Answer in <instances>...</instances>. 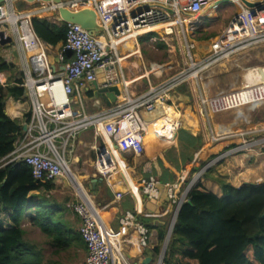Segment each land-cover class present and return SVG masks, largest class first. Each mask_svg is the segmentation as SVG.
Here are the masks:
<instances>
[{"label": "built area", "instance_id": "built-area-1", "mask_svg": "<svg viewBox=\"0 0 264 264\" xmlns=\"http://www.w3.org/2000/svg\"><path fill=\"white\" fill-rule=\"evenodd\" d=\"M218 1L221 0H2L0 48L9 43L16 51V67L21 83L15 85L23 88L30 116L24 123L22 138L16 140L14 149L0 159V167L21 161L30 167L33 180L40 183L56 182L73 175L64 153L69 149L70 141L91 128L95 135H101L106 141V144L95 147V172L111 187L109 177L115 167L111 149L119 156L143 155L146 128L159 108L161 117L171 128L162 138L171 139L181 127L175 115L170 117L167 110L171 108L172 114H180L182 104L175 99L179 98V87L237 53L264 46V0H245L252 7L245 6L241 0H227L236 9L220 32L202 41L185 38L183 26L189 24L191 27L204 14L210 15L219 7L220 4H216ZM60 8L92 10L97 24L103 28L99 37L103 43L80 25L64 22L58 13ZM33 18L65 24L64 41L57 49L56 62L51 63L48 57L52 46L36 36L31 24ZM157 26H162L166 37L170 38L172 34L182 37L189 62L142 93L132 95L130 81L126 80L121 66L125 55H120L117 50L120 40L127 34H133L136 40L142 34L154 32L150 28ZM6 40L9 42L2 43ZM198 44L206 45L200 66L193 59V51ZM67 52L69 58H66ZM98 75L101 77L99 87L116 86L119 94L106 110L87 114L82 95L89 85L98 80ZM0 85L5 86L3 81ZM262 101L263 80L211 96L198 92L195 98L198 115L203 120L238 106L253 107ZM142 113L147 117L144 118ZM208 132L209 143H215L218 135L222 134L221 131L214 134L212 129ZM102 149L104 152H101ZM145 166L150 168L147 164ZM207 167L208 164L201 167L185 186H182V177L174 182H160L151 174L141 178V189L148 199H157L162 188L168 203L173 206L161 251L166 239H169L181 203ZM121 195L119 191L114 193L115 199L121 198ZM66 208L78 218L77 230L86 251L84 264H128L121 246L128 241L126 234L130 229L137 233L138 247H148L149 231L136 220L132 211L121 215L116 230L103 225L94 204L80 195L67 202Z\"/></svg>", "mask_w": 264, "mask_h": 264}, {"label": "trees", "instance_id": "trees-1", "mask_svg": "<svg viewBox=\"0 0 264 264\" xmlns=\"http://www.w3.org/2000/svg\"><path fill=\"white\" fill-rule=\"evenodd\" d=\"M31 24L36 36L45 43L55 46L64 41V23L54 24L46 19L33 18ZM150 37H155V33L137 38L140 51L144 54L148 53L144 41ZM154 45L158 50L165 49L163 42L156 41ZM16 66L0 55V73ZM16 83H21L20 77L15 79L14 84L0 85V159L14 149L16 140L22 138L23 124L30 116L29 105L28 110L23 108L17 118H12L4 110L2 101L8 97L19 102L26 100L23 88ZM186 111L180 113L182 125L191 127L186 122ZM176 135L177 152L174 158L169 156V150L164 152V158L179 170L191 162L202 144L198 136L182 128L177 130ZM157 161L160 163L159 159ZM161 170L173 176L163 166ZM187 182L184 181L185 184ZM218 183L221 196L206 188L200 180L191 186L186 195V200L190 202L183 201L176 214L163 264H264V217H261L264 211V182L246 183L239 187L222 180ZM52 188L53 182L34 181L30 167L21 161L0 167V264H43L40 251L25 239L22 221L26 216L41 229L50 245L57 249L56 253L71 245V235H56L57 230L52 225L58 226V222L50 225L55 206L50 205L52 197L46 192ZM101 192L106 196L105 200L112 198L108 187L101 188ZM102 198L104 200V196ZM97 200L100 198L97 197ZM164 236V233L158 236L159 244L153 248L155 255L160 251L159 245Z\"/></svg>", "mask_w": 264, "mask_h": 264}, {"label": "crops", "instance_id": "crops-1", "mask_svg": "<svg viewBox=\"0 0 264 264\" xmlns=\"http://www.w3.org/2000/svg\"><path fill=\"white\" fill-rule=\"evenodd\" d=\"M135 43L136 40H134V44ZM60 44L61 43H58L55 46H52L48 51V57L51 63L56 62L57 49ZM120 45L121 42L117 49L119 54H121L120 48L122 47H120ZM201 47L205 46L201 45ZM126 49L128 51L134 52H131L130 55H128V53L121 54L125 55V59L121 62L122 69L123 62L129 59L131 56L132 58L136 57L133 62H138V50L135 47ZM147 49L148 53L145 55H148L151 53V51H155L154 43L148 44ZM0 51V55L3 56L5 60L17 65L15 60L16 56H13L14 50L11 46L0 48ZM65 55L66 58H69L70 56L68 52ZM147 58L150 61H159V59L152 58L151 60L150 57ZM143 59L141 61L142 64H144ZM152 72L153 71L145 70L144 72L124 74L126 80L130 81V93L132 95L140 94L150 85H154L160 80L164 79L161 77V73ZM18 73V67L10 71L1 72L0 81H3L5 85L11 84L18 77ZM165 78H167V76H165ZM97 79L98 80L96 83L98 84L101 81L100 75L97 76ZM242 79V85H249L247 83V77L245 73L242 74ZM91 86L92 84L87 87L82 95L84 111L87 114H92L106 110L110 105L106 106L103 99L98 100V105L96 98H93ZM183 86L179 87L178 89V95L181 97L183 96L180 89ZM180 102H182V100H180ZM3 103L6 114L10 115L12 118H17L22 114L23 107L22 103L19 101H15L12 97H8L4 99ZM197 104L194 100V111L196 114L194 112L192 113L189 109V111L196 118L195 124L193 120L192 122L188 120L187 124L190 123L191 127H184L182 125L183 119H180L179 122V126L181 128L183 127L182 129L190 132L193 136H198L199 141L202 144L197 152L194 153L193 159L189 164H185L184 166H181L179 170H176L169 162L165 160L164 152L169 150L172 146H175L177 151V135L175 133L171 139H163L162 137H166V134L169 132H167L168 130H165V128H163V131H160L161 129L157 126L154 129V134H156L154 135L155 137L151 142L143 144L144 149L149 146L152 151H156L155 153H157L158 149L163 147L161 144L165 141H167L166 143L171 141V144L161 150L162 155L156 154L153 157H148L149 161L146 164L149 165L150 168L147 173L144 172L142 174L137 172L134 167L129 168L130 170L127 169L125 161L120 156L118 157L113 155V150L111 149V157L115 166L114 169L117 170L116 173L111 174L109 177V183H111V187H108L105 181L102 180V182L96 183L94 189L89 190L90 196L88 199H90L96 206L98 216L100 217L103 225L106 227L117 230L119 227L118 220L121 215L125 211H132L135 213L136 220L148 229L149 242L148 247L144 249H139L136 242L137 233L135 231L130 229L126 234L128 241L126 243L124 242L121 248L123 251V257L128 264H139L140 261L145 257H149V261H147L145 264H157L162 253V242H160V251L157 255L154 254L153 248L159 244L158 236L161 233L166 235L173 211V206L168 203L162 188L159 189V197L157 199H148L143 194L140 184V180L143 178V175L151 174L155 178H160V182H174L182 177V186H184V181L188 180L189 182L193 175L200 171V166L202 164H208V167L201 173L199 180L206 188L211 190L217 196H221L222 194L218 180L230 183L234 187H239L240 185L246 183H253L254 185L264 182V140H260L261 138H253L264 132V127H262L264 125L258 123V125L261 126L259 128H256L257 124H255L250 128L245 127V129H242L238 122L232 121L230 119L233 114H237V117L238 115L243 116L242 111L244 112V109L249 111L252 109V106H238V108H233L232 110L212 115L208 121L209 128L206 129L204 124L202 125L203 120L199 117L200 115H197ZM262 105H264V101L253 106L259 108ZM183 109L184 108L182 106L180 113H183ZM142 115L144 118L147 117L144 113H142ZM244 116V118H247V113H244ZM209 129H212L214 134H216V132L219 133V131L222 133L218 135L219 137L215 143L204 141L205 136L209 135ZM70 143L71 145L68 149L67 160L69 161L73 170L72 173L76 176L79 182L80 179L82 181H90L95 172V165L93 163L96 155L95 147L100 146L103 143L106 144L105 139L101 135H95L93 133V129L90 128L80 132L72 141H70ZM243 144L245 145L242 148H239ZM228 145L232 146L226 149L225 147ZM132 157L134 158L135 156ZM158 159L160 160V163L157 161ZM154 163L155 166L153 165ZM177 164L180 165L179 160H177ZM162 166L167 171L173 173V176L163 172V170H161ZM135 183L137 185L136 190ZM105 186L109 188L112 194V198H109L108 200H105L106 196L103 192H101V188ZM116 191L122 193L121 198L115 199L114 193ZM46 195L52 197V201L49 203L50 205L55 206L54 214L51 216L50 225H52L53 222H58V226H55L54 224L52 225L57 230L56 235L60 233L59 235H71L72 237L71 245L66 247V249L63 251H68L71 254L73 264H84L86 251L82 239L80 236H78V218L72 211L66 208L67 202L73 201L75 198H77V196H79L78 190L73 189L69 184L62 181V179H59L58 181L53 182V188L47 191ZM102 196H104V200ZM97 197H99L100 200H97ZM146 214H150V216H145ZM27 225L36 228L38 230L37 235H39V233L41 235H45L41 229L33 223V220L31 221L26 216L22 221V228L24 229V227Z\"/></svg>", "mask_w": 264, "mask_h": 264}, {"label": "rangeland", "instance_id": "rangeland-1", "mask_svg": "<svg viewBox=\"0 0 264 264\" xmlns=\"http://www.w3.org/2000/svg\"><path fill=\"white\" fill-rule=\"evenodd\" d=\"M235 9L236 6L231 3H225V2L221 3L217 9H214L211 12L210 15L204 14L198 19L197 21L198 25L201 23L202 24L198 26V30L196 31V34L193 37H191L188 32L189 29L191 28L190 25L189 24L184 25L183 26L184 37L191 38V40H196V41L207 40L204 39V37L206 36L213 38L218 32H220L227 25L230 17L235 12ZM176 29H179V27H177ZM152 31H154L153 33H155V37H150L148 38V40L144 41L143 45L145 46V49H147L148 44L155 43L156 41L163 42L165 44V49L158 50L154 45L155 51L150 50L151 53L145 55L140 51V45L138 44V39H137L138 37H137L134 47L138 50V55H139V57L137 58L138 62H133L136 59V57H133L134 59L129 58L126 61H124L123 62L124 74L144 72L145 70H150L153 71L152 73H161V77L164 78L167 75H171L172 73H175L180 68H182L185 63L187 64L189 62L187 55L185 53L182 37L180 35L172 34L169 38L164 35L162 29L155 28ZM5 42H9V40L4 41L3 43ZM7 46L10 47L9 43L7 44ZM205 48L206 45L205 47H201L199 46V44L196 45L194 48L195 52L193 51V54L195 55V58L193 59L199 63V66L201 65L203 52ZM123 52L120 53L123 54ZM147 57H150L151 60L152 58L159 59V61H155V60L150 61ZM142 59L144 61V64L141 63ZM260 66H262L261 68H264V46L237 53L234 56H232L230 59L224 60L214 65L208 70H204L203 72H201L200 77L189 80V82L180 89L182 96L184 97V99L181 102L184 108L183 112L186 109L187 110L186 115H188L185 116L186 122L187 120H190L191 122L193 120L194 124L196 122V118L195 116H193L192 113L193 112L195 113L194 100L198 92H205L208 96H211L221 91L236 90L237 88L242 86L243 83L242 74L244 70L247 71L250 68H255V67L257 68ZM261 68L255 69L254 72L260 71ZM20 103H22V107L24 109L26 108L25 110H28V102L26 100ZM189 109L192 113L189 111ZM244 113H247V118H244L245 117ZM242 114L244 117L242 115L241 116L238 115L237 117L236 116L237 114H233L232 117L230 118L232 121L238 122L239 126L242 129L243 128L245 129V127L250 128L255 124H257L256 128L257 127L259 128L261 126H259L258 123L264 125V105L260 106L259 108L255 107L249 111L244 109V112L242 111ZM208 121L209 120H203L202 122V125L204 124L206 129L209 128ZM208 137L209 135L205 136L204 138L205 142H208ZM253 138L255 139L261 138L260 140H264V132L260 133L259 136ZM166 142L167 141L161 144L163 145V147L162 148L160 147L161 149L159 148L157 153H155L156 151H152L149 148V146H147L145 149V153L141 156H135L133 158L132 156L134 155L127 154V155H120V157L125 161L127 169L134 167V169L137 172H140L142 174L144 172L147 173L149 171V168L145 166V164L149 161L148 157H153L156 154L162 155L161 150L164 147L171 144V141L169 143ZM231 146L232 145H228L225 148L228 149ZM169 151H170L169 156L173 159L175 153L177 152L176 147L172 146L169 149ZM59 152L61 153V150H59ZM64 154H65V160L69 164V168L71 172H73L71 165L67 160L68 150H66ZM202 166H204V164H202L200 168ZM116 172L117 170L113 169L111 174ZM147 177L148 175H143V178H147ZM61 179L65 183L69 184L73 189H76L69 175ZM80 185L82 186L83 191L86 193L87 198H89L90 196L88 189L89 181L88 180L82 181L80 179ZM78 193L82 197L80 192ZM24 229H25V239L34 246V249L40 251V257L43 264H51V263L73 264V259L68 251H60L56 253L57 249H55L53 246L50 245L49 240L44 235H41L40 233L39 235H37L38 230L36 228L27 225L24 227ZM162 246H163V241H162Z\"/></svg>", "mask_w": 264, "mask_h": 264}, {"label": "water", "instance_id": "water-1", "mask_svg": "<svg viewBox=\"0 0 264 264\" xmlns=\"http://www.w3.org/2000/svg\"><path fill=\"white\" fill-rule=\"evenodd\" d=\"M1 1L2 0H0V2ZM25 1H32V0H25ZM54 1L57 2L58 0H54ZM241 1L247 7L253 6L251 3H248L245 0H241ZM224 2L227 3L228 1L227 0H221V1H218L216 4H221ZM58 13L64 22H70V23L78 24L83 29H85L91 36H93L95 38L100 37V32H102L103 28L97 24L96 19H95V13L92 10H90V9H79L76 11H71V10H68L66 8H60L58 10ZM114 20H115V18H114ZM1 35L2 34L0 33V36ZM2 42H4V41H2ZM13 56L14 57L16 56L15 50L13 51ZM91 88H92L93 98H96L98 105H99L98 100L103 99L105 105L109 106L111 103H113L115 101L116 96L119 94V91H118L116 86L99 87L96 82H93ZM175 99H176V101H180V100H183V97H181L179 95V98H175ZM2 102H4V100ZM150 118H152V117H150ZM150 118H148V119H150ZM24 129H25V125H23V130ZM101 152H104V150L102 149ZM153 165L155 166V163ZM97 182H102V178L100 176H97V174L94 173L92 178L89 181L88 189L89 190L94 189ZM250 185H253V183H250ZM83 196H84V198H86L88 200L85 192H83ZM186 201L188 203L190 202L189 200H186ZM92 204H93V202H92ZM261 217H264V211L261 214ZM167 241H168V238L166 239V243L163 247L162 254H161L157 264H163L162 260H163ZM147 261H149V257L143 258L139 264H145Z\"/></svg>", "mask_w": 264, "mask_h": 264}, {"label": "bare ground", "instance_id": "bare-ground-1", "mask_svg": "<svg viewBox=\"0 0 264 264\" xmlns=\"http://www.w3.org/2000/svg\"><path fill=\"white\" fill-rule=\"evenodd\" d=\"M155 28H162V26H157ZM155 28H150V29H155ZM98 41L100 43H103V39L102 38H98ZM121 42V45H120V52H123V54H126L128 53V55L131 54V52H134V51H128L126 48H134V39H133V34H127V35H124L122 37V39L120 40ZM122 54V53H121ZM127 55V56H128ZM132 58V56L130 57ZM262 66L260 67H257L258 69L261 68ZM256 67L255 68H250L249 70L245 71L243 73L246 74V77H247V83L250 85L251 83L254 84L256 83L258 80H263L264 79V68H261L260 71H257V72H254L255 69H257ZM255 108V106L252 107V109ZM168 113L170 117H172L173 115H175V119L178 121V124L180 122V119H181V114H172V110L171 108H168ZM162 115V111L160 110V108L156 111V114H155V118L154 120H152V122H150V125L149 127L146 128V135L143 139V144L144 143H149L152 141V139L155 137L154 135V129L155 127H159L161 130L160 131H163V128H165V130H168L167 132H170L171 128H169V123L167 121H165L163 119V117H161ZM157 131V129H156ZM149 132V133H148ZM166 132V133H167ZM158 133V132H157ZM165 133V134H166ZM113 150V155L115 156H118L119 157V154L114 150ZM70 178L74 184V187L78 190V192H80V194L83 196V188L82 186L80 185V182L78 181V179L76 178V176L73 174V175H70ZM137 188V185L135 183V190ZM90 200V199H89ZM90 202L92 203V201L90 200ZM136 242H137V239H136ZM140 249V248H139Z\"/></svg>", "mask_w": 264, "mask_h": 264}, {"label": "flooded vegetation", "instance_id": "flooded-vegetation-1", "mask_svg": "<svg viewBox=\"0 0 264 264\" xmlns=\"http://www.w3.org/2000/svg\"><path fill=\"white\" fill-rule=\"evenodd\" d=\"M198 23L191 25V29H189V34L191 37H193L196 34V31L198 30Z\"/></svg>", "mask_w": 264, "mask_h": 264}, {"label": "clouds", "instance_id": "clouds-1", "mask_svg": "<svg viewBox=\"0 0 264 264\" xmlns=\"http://www.w3.org/2000/svg\"><path fill=\"white\" fill-rule=\"evenodd\" d=\"M23 125H24V124H23ZM198 180H199V179H198ZM198 180H197V181H198ZM197 181H196V182H197ZM196 182H195V183H196ZM187 184H188V183H187ZM185 185H186V184H185ZM185 185H184V186H185ZM88 200H89V199H88ZM173 224H174V223H173ZM172 227H173V226H172ZM164 237H165V236H164ZM163 240H164V239H163ZM168 240H169V239H168ZM167 242H168V241H167ZM165 248H166V247H165Z\"/></svg>", "mask_w": 264, "mask_h": 264}]
</instances>
